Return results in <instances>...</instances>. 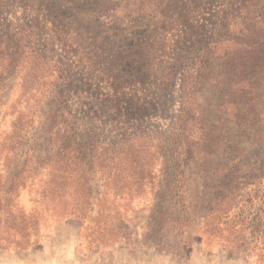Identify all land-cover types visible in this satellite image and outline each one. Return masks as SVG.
<instances>
[{"label":"rangeland","instance_id":"1","mask_svg":"<svg viewBox=\"0 0 264 264\" xmlns=\"http://www.w3.org/2000/svg\"><path fill=\"white\" fill-rule=\"evenodd\" d=\"M102 2L0 0V264H264V59L204 77L179 162L180 72L222 0L166 1L169 32Z\"/></svg>","mask_w":264,"mask_h":264},{"label":"trees","instance_id":"2","mask_svg":"<svg viewBox=\"0 0 264 264\" xmlns=\"http://www.w3.org/2000/svg\"><path fill=\"white\" fill-rule=\"evenodd\" d=\"M102 1L106 7L105 10L109 11V15L107 16L108 20L106 21L109 24H122L124 21L130 23L131 21L138 20L141 16H157L159 17L157 22L158 29L161 32H169L173 25L172 19H174V17L165 9V5L167 6L166 1L168 0ZM177 3H179V1ZM221 4L223 7L217 11L212 27L208 30L207 43L204 44L205 46H200L199 48L202 53L198 57L195 56L192 58L193 60H190L186 64L183 63V68L180 72L179 109L178 113L174 116L172 128L165 140V142L170 144L169 151L171 158L177 159L179 162H183L182 157H185L186 150L190 148L191 145L193 127L197 119L195 104L198 101L197 96L199 89L203 88L207 83L205 76L213 71L214 68L220 69L221 71L224 70V72L227 73L242 75L252 69H257V60L260 58L264 59V57L258 56L260 55L259 40L262 33H264V26L262 29L258 26L261 23L264 24V0H222ZM123 11L126 15L120 20H117L115 15ZM238 18L241 19L240 23L236 22L232 24L234 28H231L228 25V21H236ZM37 20V18H34L33 21ZM33 26V24L27 22L26 27L20 28L18 32L11 35L7 42H12L15 39L17 40L18 36L24 34V32L27 36H30V34H32L30 29ZM240 29L241 39L240 41H235L234 36L237 35L236 31ZM188 33L189 36L193 35L190 30H188ZM186 42L193 44L196 40L187 39ZM226 45L231 48L224 47ZM220 48H223L227 53H230L232 49L238 50V57L234 61L235 64L233 63V56L229 54L226 58L228 61L222 62V66H218V64L213 65L216 61L213 55L216 54ZM59 62L60 60L56 63L59 64ZM178 63L181 64V62L177 61L169 65L167 72L163 73L161 76L164 79H166L167 76H171L176 71L177 67L180 66ZM64 71L65 70L61 71L62 74L58 76L59 78L63 77V85L64 81L67 80ZM244 83H246V81ZM236 85H238V83H236ZM245 86L249 87V82L246 83ZM72 140H75V138ZM234 208L236 209V206ZM258 212L259 215L262 216L263 211H261L260 208ZM238 213L239 217L234 215L233 220H235V218H243L240 217L243 211L239 210ZM230 247L239 250L238 245H231Z\"/></svg>","mask_w":264,"mask_h":264}]
</instances>
